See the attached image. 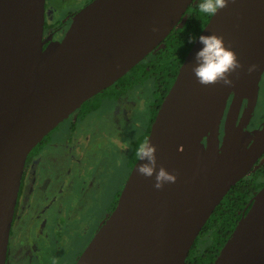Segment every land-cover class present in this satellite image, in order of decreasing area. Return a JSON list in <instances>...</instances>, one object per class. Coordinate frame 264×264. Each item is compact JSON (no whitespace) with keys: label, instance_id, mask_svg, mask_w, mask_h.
<instances>
[{"label":"water","instance_id":"water-1","mask_svg":"<svg viewBox=\"0 0 264 264\" xmlns=\"http://www.w3.org/2000/svg\"><path fill=\"white\" fill-rule=\"evenodd\" d=\"M192 1L93 0L74 15L60 42L43 48L45 0H0V264L27 155L155 50ZM213 33L243 66L231 87L201 85L192 71L198 36ZM199 35L146 138L156 146L157 168L176 181L154 188V178L135 171L145 161L136 160L114 209L75 264H185L215 207L264 153V124L246 146L237 123L242 99L248 98L244 119L264 71V0H229ZM250 64L258 65L254 73L246 71ZM232 92L220 146L219 126ZM212 264H264V186Z\"/></svg>","mask_w":264,"mask_h":264},{"label":"flooded vegetation","instance_id":"flooded-vegetation-1","mask_svg":"<svg viewBox=\"0 0 264 264\" xmlns=\"http://www.w3.org/2000/svg\"><path fill=\"white\" fill-rule=\"evenodd\" d=\"M58 1L66 5V7L59 10V4L55 0H45L42 29L43 48L50 43L60 42L68 30L74 15L93 0ZM196 3L197 0H193L188 9L196 5ZM186 12L177 27H180L186 20ZM121 78L110 87L85 101L77 110L64 119L63 121L67 122V127L64 129L63 136L52 142L50 141L49 136L57 128L56 126L27 155L19 179L5 264H75L100 226L114 209L120 193L117 194L116 199L109 206L105 220L101 222L98 218L97 205L95 204L96 197L98 198L100 192V178L94 173L92 174V181H89L86 185V179L83 177L78 182V186L75 183L77 181L70 180L73 179L72 176L74 174H77L75 176L77 180H80L82 176H79L78 170L73 166H69L67 158L70 157V164H78L76 154L72 155V153L80 146V140L76 132L84 122H87L97 112L106 116L113 115L125 122V127L120 125L125 131L143 127V134L132 142L126 156V167L130 173L134 165L129 166L130 154L134 147L142 143L143 137L146 136V140L148 136L160 106H158L155 115L152 117L160 92L162 94V90L159 93L157 92V87L163 88L164 85L157 82L154 76L149 75L144 82L133 84L122 91L117 86ZM149 94L150 97L147 100V95ZM165 95L160 96L161 102ZM233 96L234 93L232 92L228 97L219 126L220 146L222 145L225 118ZM146 103H148L147 116L144 118L140 113ZM250 104L251 109L243 119L248 109V98L244 97L240 103L237 117V123L241 122L242 124L246 146L251 143L255 133L264 124V71L259 78ZM134 114L138 115L134 117ZM205 143L206 141L203 139L202 155H204L206 150ZM68 145L70 146L69 149L66 148ZM61 147L63 148V153ZM70 171L72 173L73 171L76 172L71 174ZM243 179H255L257 183H263L261 188L264 186V153ZM260 189L253 191L252 196ZM243 193L244 191L240 189V217L249 203H244ZM92 218L95 219L94 222H91ZM91 227L94 228L92 229ZM44 237L50 241L51 250L55 251L51 255H47L46 251L38 248L37 244L46 243ZM40 240L44 242L40 243ZM63 256H67L66 262H62Z\"/></svg>","mask_w":264,"mask_h":264},{"label":"trees","instance_id":"trees-1","mask_svg":"<svg viewBox=\"0 0 264 264\" xmlns=\"http://www.w3.org/2000/svg\"><path fill=\"white\" fill-rule=\"evenodd\" d=\"M186 15V20L180 27L174 28L160 46L121 78L117 86L122 91L133 84L144 82L149 75H152L157 82L164 85L163 88H160L159 85L157 87L158 93L162 90L160 96L162 97L168 92L179 66L195 41L189 43V35L197 37L210 18L206 14L200 13L196 5L191 6ZM160 96L155 104L156 108L152 117L161 103ZM145 137L142 142L145 141ZM135 149L136 147L133 148L129 157L130 167L137 160ZM262 185L263 183H257L255 179H241L229 189L201 228L187 255L185 264L213 263L240 219V189L244 191L243 201L247 204L252 197V192L260 189Z\"/></svg>","mask_w":264,"mask_h":264},{"label":"rangeland","instance_id":"rangeland-1","mask_svg":"<svg viewBox=\"0 0 264 264\" xmlns=\"http://www.w3.org/2000/svg\"><path fill=\"white\" fill-rule=\"evenodd\" d=\"M55 2L59 4V10L66 7V5H63L58 0H55ZM147 97V100H149L150 94ZM147 105L148 103L144 104L142 112L140 113L144 118L147 116ZM137 115L134 114L133 116L136 117ZM120 125H124L125 127V122L116 116H106L99 112L93 114L76 132L78 133L77 137L80 140V146L77 147L72 155L76 154L78 164H70L71 159L70 157L67 158L69 166H73L78 170L79 176H82L80 180H77L75 177L77 174H74L72 176L73 179L70 180L77 181L75 183L78 186V182L83 177L86 179V185L89 181H92V174L96 173L98 178H100V192L98 198L96 197L95 204L97 205L96 212H98V218L101 222L105 220L109 206L116 199L117 194L120 193L129 174V170L126 167V156L132 142L143 134V127L141 129L125 131ZM66 127L67 122H61L49 136L50 141L52 142L63 136ZM66 148L69 149L70 146L68 145ZM61 151L63 153L62 147ZM75 172L73 171V173ZM73 173L71 172V174ZM94 221L95 219L92 218L91 222ZM91 228L93 229L94 227ZM44 240L46 243L37 244L38 248L46 251L47 255L53 254L55 251L51 250L50 241L46 237H44ZM43 242V240H40V243ZM66 258L67 256H63L61 259L62 262H66Z\"/></svg>","mask_w":264,"mask_h":264},{"label":"clouds","instance_id":"clouds-1","mask_svg":"<svg viewBox=\"0 0 264 264\" xmlns=\"http://www.w3.org/2000/svg\"><path fill=\"white\" fill-rule=\"evenodd\" d=\"M228 3L229 0H197L196 7L200 13L212 17ZM196 39L192 35L188 37L189 43ZM198 41L201 47L196 52V65L192 70L197 82L204 86L219 83L231 87L233 74L243 67L236 54L225 45L222 37L214 33L199 35ZM257 67L256 64H250L246 71L254 73ZM155 152L156 146L150 140L140 143L135 149V155L138 161L145 162L138 164L135 171L144 177L154 178V188L160 189L166 183H174L176 176L162 166L157 168Z\"/></svg>","mask_w":264,"mask_h":264}]
</instances>
